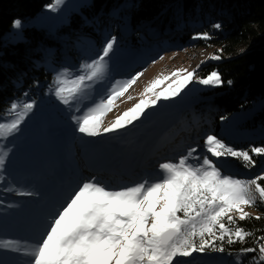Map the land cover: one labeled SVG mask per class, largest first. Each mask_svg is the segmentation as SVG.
<instances>
[{
    "label": "snow or ice",
    "instance_id": "1",
    "mask_svg": "<svg viewBox=\"0 0 264 264\" xmlns=\"http://www.w3.org/2000/svg\"><path fill=\"white\" fill-rule=\"evenodd\" d=\"M63 3L64 0H51L45 7L55 12ZM12 26L20 29L22 21L16 19ZM213 27L219 29L221 25ZM195 38L208 40L210 36L205 32ZM115 43L116 37L109 39L96 59L81 65V74L69 77L68 69L57 74L54 95L65 105L83 95L92 82L103 77ZM142 75L143 72H138L115 82L106 97L83 114L73 116L77 130L89 137L114 132L141 119L160 100L178 96L193 80L206 86L224 83L215 70L207 77L197 78L195 70L178 69L154 79L138 103L118 115L109 126L102 127L103 117ZM169 80L172 82L167 87L157 91ZM34 107V100H14L5 110L4 115L12 118L0 122V173L10 152L2 142L20 130ZM204 148L210 156H194L196 149L190 148L178 161L160 163L154 178L146 177L132 185L113 187L95 177L83 181L51 215L40 238L23 248L29 257L28 264H173L176 257L209 250L224 253L225 244L244 243L254 233L238 226L237 221L252 218L246 207L255 206L257 200L264 202L261 184L264 174L251 179L237 178L225 174L216 161L231 157L245 167H253L256 162L250 152L264 156V146L239 150L208 134ZM193 159L197 162L192 163ZM17 243L0 241V247L21 251ZM254 244L240 249L236 264H242L240 257L246 253H257L251 264H264V236L256 237Z\"/></svg>",
    "mask_w": 264,
    "mask_h": 264
},
{
    "label": "rangeland",
    "instance_id": "2",
    "mask_svg": "<svg viewBox=\"0 0 264 264\" xmlns=\"http://www.w3.org/2000/svg\"><path fill=\"white\" fill-rule=\"evenodd\" d=\"M90 2L91 0H64L57 11L45 8L28 22H22V25L35 24L41 28L47 24L46 27H57L67 22L71 13L78 12L80 6ZM138 28L148 35L149 41L164 39L163 48L159 50L163 59L159 58L155 63L153 60L145 61L143 57L150 53L145 46L144 51L136 49L134 58L122 60L124 50L114 45L107 58V69L103 77L92 82L83 95L70 105H65L54 95L53 87L54 89L45 94V99L36 101L35 107L20 125V130L2 142L10 152L3 173H0V241L18 242L17 246L22 250L0 247V264H28L29 257L24 254L23 248L40 238L51 215L83 181L95 177L105 184L120 187L132 185L146 177L154 178V173L159 172L160 163L175 158L172 153H178L177 157L183 156L188 152L184 150L186 147L194 146L184 143H194L197 137L206 138L208 134L225 139L224 137L232 133L233 118L236 115L222 119L225 116L222 112L219 114V129L214 131L206 128L201 135H197L198 124L194 125L195 121H191L189 105L196 101L204 88L213 87L202 85L198 80H193L178 96L160 100L156 106L148 108L141 119L123 129L102 132L96 137H88L77 130L73 116L83 114L87 108L106 97L115 82L127 80L136 73L143 72L116 101L117 106L103 117L102 127L109 126L118 115L138 103L144 89L154 79L167 76L178 69L196 72L204 62H215L217 59H211L213 55L222 54L221 49L206 45L192 44L180 48L181 43L174 37V33L180 29L173 34L169 29L162 35L159 32H149L144 24ZM205 32L210 39H215L222 31L211 25ZM5 38L12 42L20 40L21 28H12ZM93 46L92 40L83 44L82 50L91 48L82 55L81 59H85L83 64L96 59L103 48L92 49ZM79 74L81 68L75 74L69 73V77ZM171 82L166 81L157 91ZM214 113L216 112H212ZM199 116L197 114L194 120ZM204 117L205 123L210 126L212 118L207 113H204ZM173 126H177L174 132L169 129ZM78 135L87 143H81ZM248 139L255 141L258 137ZM196 153L194 156H197ZM207 155L210 156L208 153ZM191 162L197 161L193 159ZM216 163L225 174L246 178L235 163L226 161L225 158H220ZM261 174H264V170ZM20 192L33 194L20 195ZM245 211L253 213L250 207H246ZM203 258L205 256H200L197 252L190 257H176L173 264H206L201 263ZM206 259L209 262L207 264H212L209 257Z\"/></svg>",
    "mask_w": 264,
    "mask_h": 264
},
{
    "label": "trees",
    "instance_id": "3",
    "mask_svg": "<svg viewBox=\"0 0 264 264\" xmlns=\"http://www.w3.org/2000/svg\"><path fill=\"white\" fill-rule=\"evenodd\" d=\"M50 2L0 0V122L11 118L4 112L12 101L34 100L36 103L45 99V94L55 88L57 72L68 69L69 73H77L85 61L81 59L82 55L91 49L82 50L88 40L94 42L92 49L97 47L100 50L109 39L116 37L115 46L124 50L122 60L134 58L136 49L144 51L145 46L150 51L143 57L145 61L159 59L164 39L149 41L148 35L138 28L144 24L146 30L154 34L159 32L163 35L169 29L173 34L180 29L174 33L181 43L180 48L197 44L222 51L220 59L204 62L196 69L197 78L207 77L215 70L224 82L220 86L204 88L196 101L189 105L191 121L198 124L197 135L206 128L219 129V114L224 112L225 119L236 115L232 133L222 139L225 143L239 150L264 146V0H91L57 27H46L45 24L39 28L35 24L23 23L20 40L12 42L5 38L11 32L14 20L28 22ZM214 24L221 25L219 37L194 39ZM228 81L232 83L228 84ZM204 113L212 118L210 126L205 123ZM197 114L200 116L194 120ZM176 127L169 129L174 132ZM78 136L81 143H87ZM254 136L258 139H248ZM204 140L197 137L194 143L184 144H193L191 148H195L197 156L202 157L207 155ZM189 149L186 147L184 150ZM177 154L172 153L175 158L164 162L178 161L181 156L177 157ZM250 155L256 162L253 167H245L241 161L231 157L225 159L242 169L246 177L243 179H251L263 172L264 156L251 152ZM261 184L264 185V181ZM250 209L252 218L238 220L237 223L253 232L254 236L247 237L244 243L225 244L227 251L224 253L210 250L198 253L205 256L201 263H209L206 259L209 257L212 264H236L241 248L255 246V238L264 236V202L257 200ZM257 216L261 219H255ZM256 255L243 254L240 257L242 264H251Z\"/></svg>",
    "mask_w": 264,
    "mask_h": 264
},
{
    "label": "bare ground",
    "instance_id": "4",
    "mask_svg": "<svg viewBox=\"0 0 264 264\" xmlns=\"http://www.w3.org/2000/svg\"><path fill=\"white\" fill-rule=\"evenodd\" d=\"M94 162L99 163L98 161H94ZM93 164L95 165V163H93Z\"/></svg>",
    "mask_w": 264,
    "mask_h": 264
}]
</instances>
